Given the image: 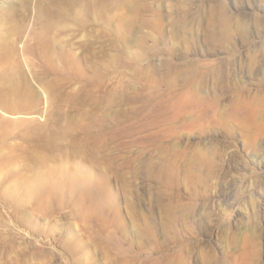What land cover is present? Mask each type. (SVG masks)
<instances>
[{"label": "rangeland", "instance_id": "374dc122", "mask_svg": "<svg viewBox=\"0 0 264 264\" xmlns=\"http://www.w3.org/2000/svg\"><path fill=\"white\" fill-rule=\"evenodd\" d=\"M0 264H264V0H0Z\"/></svg>", "mask_w": 264, "mask_h": 264}, {"label": "bare ground", "instance_id": "6f19581e", "mask_svg": "<svg viewBox=\"0 0 264 264\" xmlns=\"http://www.w3.org/2000/svg\"><path fill=\"white\" fill-rule=\"evenodd\" d=\"M82 1V0H81ZM44 17L41 15L38 19H37V23H39V26H40V24H41V28H42V32L43 33H45V30H44ZM48 23H49V21H48ZM50 24V23H49ZM51 26V25H50ZM50 26H48V28H51ZM42 44H44V41H43V43ZM88 89V88H87ZM96 89V88H95ZM98 90H100V88H97L96 89V91H98ZM86 91V90H85ZM87 91H89V90H87ZM152 91V90H151ZM87 93V92H86ZM89 93V92H88ZM49 94V91L47 90V95ZM132 108H134V106L132 105L131 106ZM130 107V108H131ZM134 112L136 111V112H140V111H142V109L140 108V107H138L137 105L135 106V109L133 110ZM136 124V123H135ZM79 135V132H77V131H75V130H73L72 129V131H71V134L69 135L70 137L69 138H71V139H76L77 138V136ZM70 142V141H69ZM71 142H72V140H71ZM75 142V141H74ZM71 144V143H70ZM72 144H75V143H73L72 142ZM61 145V144H60ZM76 146V145H75ZM62 148H63V145L61 146ZM72 148H73V146H71ZM77 147V146H76ZM65 148V147H64ZM75 148V147H74ZM78 148V147H77ZM90 149V148H89ZM81 150V149H80ZM92 150H94V149H92ZM94 152H96V151H94ZM94 152H92V153H94ZM98 158V157H97ZM96 159V158H95ZM103 159V158H102ZM97 160V159H96ZM100 160H101V158H100ZM112 165V164H111Z\"/></svg>", "mask_w": 264, "mask_h": 264}]
</instances>
